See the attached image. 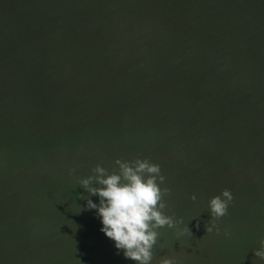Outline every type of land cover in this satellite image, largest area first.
Segmentation results:
<instances>
[{"label":"water","instance_id":"95a60500","mask_svg":"<svg viewBox=\"0 0 264 264\" xmlns=\"http://www.w3.org/2000/svg\"><path fill=\"white\" fill-rule=\"evenodd\" d=\"M15 5L8 23L0 0V177L34 179L0 188V264H135L78 180L136 156L160 164L164 211L192 232L160 228L151 264H264V0ZM223 188L234 199L208 233Z\"/></svg>","mask_w":264,"mask_h":264},{"label":"clouds","instance_id":"9594fccd","mask_svg":"<svg viewBox=\"0 0 264 264\" xmlns=\"http://www.w3.org/2000/svg\"><path fill=\"white\" fill-rule=\"evenodd\" d=\"M165 179L158 162L136 156L133 159L117 157L111 169L97 163L91 174L78 180L89 194L83 207L95 209L94 214L101 221L100 231L113 241L118 253L135 264H151L160 228H174L177 237L192 234L182 217L177 218L174 213L170 215L164 211L167 207L164 196L171 192L169 187L162 186ZM83 195L78 192V196ZM93 195L98 197V202L92 199ZM191 199H196L195 193ZM233 199L229 188H223L209 198L210 219L205 223L208 233L221 231L217 221L228 213ZM224 235L231 236V232L225 229ZM253 251L264 259V237L260 238L259 247ZM158 264H177V261L174 257L165 256Z\"/></svg>","mask_w":264,"mask_h":264},{"label":"bare ground","instance_id":"6f19581e","mask_svg":"<svg viewBox=\"0 0 264 264\" xmlns=\"http://www.w3.org/2000/svg\"><path fill=\"white\" fill-rule=\"evenodd\" d=\"M3 4L6 10L7 21L8 23H11L14 20L16 13L15 0H3ZM0 179H4L3 181H0V188L4 191L12 192L19 191L26 185L30 184L34 179V176L21 172L7 174V177L3 176V178L0 177ZM44 189L41 188L39 191H43Z\"/></svg>","mask_w":264,"mask_h":264}]
</instances>
